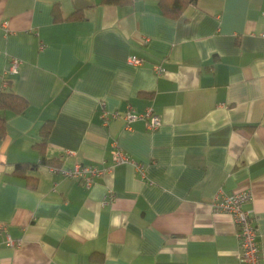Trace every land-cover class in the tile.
<instances>
[{
    "label": "crops",
    "instance_id": "0c3cea01",
    "mask_svg": "<svg viewBox=\"0 0 264 264\" xmlns=\"http://www.w3.org/2000/svg\"><path fill=\"white\" fill-rule=\"evenodd\" d=\"M56 4L88 18L54 21ZM6 77L30 107L0 139V221L18 242L0 231V264H241L234 217L212 207L220 188L250 192L264 248V0H198L179 18L156 0H0ZM129 105L160 126L128 125ZM47 119L61 164L28 169L31 186L13 170L40 160ZM117 145L131 160L113 163ZM78 162L109 169L85 187L64 174Z\"/></svg>",
    "mask_w": 264,
    "mask_h": 264
},
{
    "label": "built area",
    "instance_id": "2783aa9c",
    "mask_svg": "<svg viewBox=\"0 0 264 264\" xmlns=\"http://www.w3.org/2000/svg\"><path fill=\"white\" fill-rule=\"evenodd\" d=\"M128 63L132 65H141L144 63L143 58L130 55ZM20 62L17 59H12L10 63V73L15 74L19 71ZM156 72H162L165 68L160 64L153 65ZM117 112H113V116ZM128 125L131 121L142 118L146 122L148 129H156L160 126L162 120L158 113L152 107H148L144 112H136L130 105L125 113ZM113 163L129 161L131 158L118 145L112 150ZM134 162V160H133ZM139 171L142 172L143 165L134 162ZM109 169V166H100L94 163L78 162L72 167L64 170V174L78 179L85 187H90L94 184L97 178ZM113 196L108 195L109 201ZM106 200V201H107ZM250 200V192L241 190L236 192H226L219 189L212 200V207L216 212H229L234 217L236 222L238 238H239V256L241 264H264V248L258 242V229L256 217L251 209L246 207V203ZM0 231L6 232V225L0 221ZM7 234V242L10 245H17L11 236Z\"/></svg>",
    "mask_w": 264,
    "mask_h": 264
},
{
    "label": "trees",
    "instance_id": "16d2710c",
    "mask_svg": "<svg viewBox=\"0 0 264 264\" xmlns=\"http://www.w3.org/2000/svg\"><path fill=\"white\" fill-rule=\"evenodd\" d=\"M156 1L161 12L165 16L170 18H179L188 6L195 4L198 0ZM133 2L134 0H101V3H111L116 5H127L132 4ZM52 12L54 21L88 18L85 8H79L69 15H64L59 6L56 4L53 7ZM29 107L30 105L28 103V100L15 90L13 79L11 77H6L4 79V84L0 87V139L4 138L7 134V113H25L29 109ZM52 126L53 119H47L39 127V140L34 143V147L38 150L40 160L38 162H18L13 170V173L24 175L31 186L36 185L37 177L27 174L26 171L28 169H35L41 164L51 166H59L61 164V160L59 157H50L46 154L47 139ZM94 254H92L91 256L92 259H95Z\"/></svg>",
    "mask_w": 264,
    "mask_h": 264
}]
</instances>
